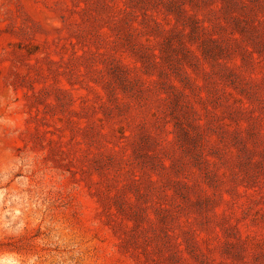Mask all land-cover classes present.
Here are the masks:
<instances>
[{"label":"rangeland","instance_id":"1","mask_svg":"<svg viewBox=\"0 0 264 264\" xmlns=\"http://www.w3.org/2000/svg\"><path fill=\"white\" fill-rule=\"evenodd\" d=\"M0 264H264V0H0Z\"/></svg>","mask_w":264,"mask_h":264}]
</instances>
